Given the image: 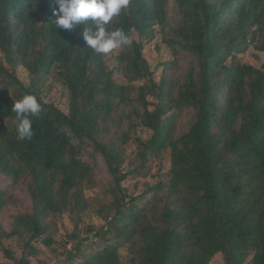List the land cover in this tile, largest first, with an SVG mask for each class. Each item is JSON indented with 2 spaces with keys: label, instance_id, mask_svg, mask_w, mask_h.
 <instances>
[{
  "label": "trees",
  "instance_id": "obj_1",
  "mask_svg": "<svg viewBox=\"0 0 264 264\" xmlns=\"http://www.w3.org/2000/svg\"><path fill=\"white\" fill-rule=\"evenodd\" d=\"M167 1L130 0L107 28L132 44L100 54L83 23L56 29L55 0H0L8 264H264V65L238 57L264 54V0H175L165 41L194 61L181 76L160 61L155 79L143 47L167 24ZM25 94L42 107L31 140L11 110Z\"/></svg>",
  "mask_w": 264,
  "mask_h": 264
},
{
  "label": "clouds",
  "instance_id": "obj_2",
  "mask_svg": "<svg viewBox=\"0 0 264 264\" xmlns=\"http://www.w3.org/2000/svg\"><path fill=\"white\" fill-rule=\"evenodd\" d=\"M52 23L56 29L71 30L74 24L83 23L82 38L87 47L100 54L130 46L132 39L123 28L109 30L107 25L127 8L130 0H55ZM11 110L17 121L16 131L21 139L31 140L33 136L32 117L42 111L41 104L33 94H25L14 102Z\"/></svg>",
  "mask_w": 264,
  "mask_h": 264
},
{
  "label": "rangeland",
  "instance_id": "obj_3",
  "mask_svg": "<svg viewBox=\"0 0 264 264\" xmlns=\"http://www.w3.org/2000/svg\"><path fill=\"white\" fill-rule=\"evenodd\" d=\"M167 24L163 29L160 27H157V32L155 33L154 38L149 39L147 42H145L143 47V54L146 58L148 64L150 65L151 70H155V79L159 78L161 68L157 67L158 62L163 60H174V69L173 72L176 76H181L183 72L186 70L188 65L191 61H194V58H192L189 54L182 50L176 51V53L170 48V46L166 43V39L171 34V28L175 27L178 24V21L180 19L177 5L175 0H168L167 1ZM115 49L114 51H116ZM238 57L241 59V61L245 63H250L255 66H261L264 65V54L256 48V46H249L244 52L239 53ZM110 65L114 64L113 58H110L109 61ZM56 103H61L58 99V94L55 93L53 96ZM61 105V104H60ZM190 113L189 111H185L183 115L178 119L177 122V132L181 133L183 129H185L188 126L189 119H190ZM137 135H140L142 138L147 137L149 134L147 130L145 129H137L136 130ZM133 147L129 146L128 150H131ZM104 173V171H102ZM141 187V185H139ZM18 196L20 200L22 201V204L26 205L29 203L28 197L25 194L24 191H20L18 193ZM93 223L96 221L94 219H91ZM67 226L69 227L68 223ZM7 245H9L15 255H19L20 253V245L19 241L17 240H8L5 242ZM37 245H39V242H36ZM43 256H40L39 258H42ZM36 259L33 260V263H36ZM10 261L7 260L1 253H0V264H8ZM209 264H223V260L221 255H216L213 257V259L210 261Z\"/></svg>",
  "mask_w": 264,
  "mask_h": 264
}]
</instances>
